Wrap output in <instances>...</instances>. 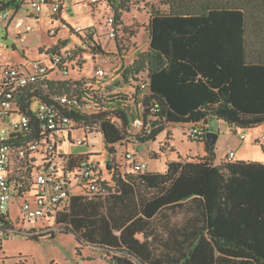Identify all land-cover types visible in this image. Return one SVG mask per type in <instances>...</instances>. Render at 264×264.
I'll list each match as a JSON object with an SVG mask.
<instances>
[{"label":"trees","instance_id":"trees-1","mask_svg":"<svg viewBox=\"0 0 264 264\" xmlns=\"http://www.w3.org/2000/svg\"><path fill=\"white\" fill-rule=\"evenodd\" d=\"M102 1L112 12L108 17L115 20V39L132 1ZM99 2L89 3L91 9ZM160 3L165 8L153 5L149 13L148 48L122 71V79L133 78L142 93V126L136 128V138L155 141L170 125L204 126L208 118L242 130L264 123V0ZM22 4L26 3L0 0V11L18 10ZM60 14L50 17L51 22L66 23ZM66 25L85 46L92 34ZM67 43V38H60L39 48V53L50 56ZM70 62L72 67L80 65L75 54ZM51 71L18 93L20 112L31 117L35 136L39 127L32 108L35 101L59 107L75 122L64 130L69 138L80 125L86 134L100 132L111 155L107 168L112 176L108 180L101 171L97 175L113 186H107L104 195L72 193L46 233H35L32 227L16 234L41 239L70 232L77 254L84 245L99 248L110 264H264V163L227 156L216 163V153L203 136L197 140L205 144V154L197 161L183 160L176 153L178 158L168 161L165 172H149L135 168L139 162L135 159L122 175L116 164L121 151L117 145L125 140L126 131L134 132L128 129L132 122L123 108L106 106L112 90L92 86L94 79L58 78ZM142 83L146 88L140 87ZM58 95H66L71 106L60 105ZM11 144L21 142L17 137ZM129 144L137 146L131 141L124 146ZM94 154L69 153L63 155L64 163L74 170L81 158ZM9 170L14 190L17 186H22L21 193L31 190L32 163L15 157Z\"/></svg>","mask_w":264,"mask_h":264},{"label":"rangeland","instance_id":"rangeland-1","mask_svg":"<svg viewBox=\"0 0 264 264\" xmlns=\"http://www.w3.org/2000/svg\"><path fill=\"white\" fill-rule=\"evenodd\" d=\"M75 1L77 4L74 5L67 0L66 10L70 14L68 18L71 19L74 26L85 27L93 21L92 13L87 12V8L90 7L89 2L88 0ZM131 1V10L124 14L123 23L115 39L106 35L108 30L113 27L111 23L107 22L108 15L112 12L102 0L99 4L94 5L93 11H98L95 15L99 18L100 24H98V31L84 40V48L83 39L79 41L75 35L70 34L68 28H63L56 35L50 36L49 30L56 27L57 23H52L45 13L39 14L38 18L35 16H29V18L26 7L23 6L14 15L10 24L12 34H6L0 26V65L18 64L32 67L35 59L48 61L49 56L39 53V48L51 46L59 38L65 36L68 43L61 47L62 50L72 48L80 65L70 66L67 74L59 71L55 75L58 78H70L71 80L94 79L92 86L112 90L111 98L107 100L106 106L123 108L132 122L134 118L140 116L142 93L136 87L133 78H129L127 81L122 79V71L132 62L138 52L148 48L147 24L152 6L165 7L160 3V0ZM14 11V9L9 10L10 16ZM26 24L31 25V30L26 34L25 41H17V36L13 33ZM115 41L118 42L119 48ZM36 106L37 102L35 101L32 108H36ZM11 119H18V117L13 115ZM3 125L8 126L7 123L0 122V127ZM170 126L159 134L155 141L142 142L134 135L137 129L133 128L130 123L128 129H132L134 133L126 131L125 140L117 146L123 154L127 141L138 146L143 145L144 150H139L129 144V150L132 151L133 157L137 161L145 163V170L149 172H165L168 161L178 158L176 153H179L183 160L188 161H197L205 154V144L189 137L188 123H176ZM79 127L71 130L70 138L67 131L60 132V138L63 141L58 143V151L65 154H82L94 151L96 154L91 158L97 163V168L103 177L111 179L112 173L107 168L111 155L105 147L103 135L100 132L86 134L81 125ZM203 127L206 140L208 132L217 134V140L213 147L217 163L225 160L230 151L234 152V159L264 162V123L242 130L230 126L223 120L208 118L207 124ZM169 132L172 133V136L167 135ZM241 135L244 137L242 138ZM162 146L165 147V152L160 151ZM171 146H174L176 152L171 150L173 148ZM54 162L58 172L61 173L63 157L59 153ZM22 200L23 198H20V201ZM19 212L20 203L13 198L10 213L20 230L32 227L36 230L45 226L53 227L52 218L48 223L41 219L35 223H22L20 219L17 220ZM76 246L75 237L70 232H55L53 237L45 236L41 239H30L22 234H12L0 243V264H109L105 251L84 245L81 254H77Z\"/></svg>","mask_w":264,"mask_h":264},{"label":"built area","instance_id":"built-area-1","mask_svg":"<svg viewBox=\"0 0 264 264\" xmlns=\"http://www.w3.org/2000/svg\"><path fill=\"white\" fill-rule=\"evenodd\" d=\"M32 9V14H38L47 10L49 16L57 15L63 8L65 0H22ZM91 4H96L99 0H88ZM12 21L9 10L0 11V26L7 29ZM107 22L112 26L115 23L113 16L107 18ZM31 25L26 24L23 28L15 32L17 41H24L25 35L31 30ZM67 28L66 23L59 22L56 27L51 28L49 33L54 35L59 29ZM76 32L85 31L93 34V29L89 27L74 26ZM113 28L109 31V37H113ZM1 40V37H0ZM85 47V46H83ZM72 48H66L59 52H53L48 57V61L35 59L32 67L15 65H0V122L7 123L8 126L0 127V243L12 234L20 231L17 222L11 216V203L15 198L20 203V212L17 220L22 223H35L39 219L49 222L67 203L72 193H83L88 195H104L112 187L113 182L104 184L99 180L97 163L91 156L81 158L74 170H70L66 162V156L58 151V137L60 132L72 127L75 122L59 107L41 101L34 109L36 119L39 121L38 135L33 134L35 127L32 124L29 114L20 112L17 105L18 93L28 85L35 84L43 80L51 72L68 73L71 66L70 57L73 56ZM146 88V83L140 85ZM57 100L60 105H70L66 95H58ZM155 109L158 107L155 105ZM15 115L18 119H11ZM142 126V118L136 117L132 121L133 128ZM189 137L199 139L205 136V128L199 124H189ZM19 138L21 144L12 145L13 139ZM243 138L244 135H241ZM127 147V146H126ZM63 157L61 173L58 172L55 164L57 155ZM66 155V156H63ZM20 160L27 159L33 165V185L31 190L21 193L20 186L13 189L14 179L10 176V166L14 158ZM228 159L234 157V152L227 153ZM31 159V161H30ZM135 160L131 150L124 147L116 156V164L123 175L127 171V163ZM21 162V161H20ZM146 165L137 162L135 168L143 169ZM111 172V171H110ZM77 175V176H76ZM110 180V179H108ZM20 198H23L20 201ZM52 227L35 229V233H46ZM27 229V231H30Z\"/></svg>","mask_w":264,"mask_h":264},{"label":"crops","instance_id":"crops-1","mask_svg":"<svg viewBox=\"0 0 264 264\" xmlns=\"http://www.w3.org/2000/svg\"><path fill=\"white\" fill-rule=\"evenodd\" d=\"M68 1H71L72 2V4H77V2L75 1V0H68ZM67 0H65V2H64V6H63V8H62V10H61V14H60V17L62 18V20L63 21H65L66 23H68L69 25H71V26H73L74 27V25H73V23H72V21H71V19H69L68 17V15H70V14H68V12H67V10H66V8H67ZM26 7V12H27V17H29V16H35L36 18H38V16H39V14H41V13H45V15L50 19V16H49V13H48V11L47 10H43V11H41L40 13H38V14H32V9L29 7V5H27V4H22V6L21 7ZM20 7V8H21ZM20 8L18 9V10H20ZM18 10H15L14 11V13L12 14V21H13V18H14V15L18 12ZM87 12H91L92 14H91V16H92V19H93V21H91L89 24H87L85 27H89V28H92L93 29V34L95 33V32H97L98 31V24H100V22H99V18H97L96 17V12H98V11H93L92 9H91V7H88L87 8ZM30 18V17H29ZM11 21V22H12ZM51 21V20H50ZM11 24V23H10ZM10 24H9V26H8V28L5 30V32H6V34H12L11 33V29L12 28H10ZM83 27V26H82ZM28 33V32H27ZM26 33V34H27ZM13 34H15V32L13 33ZM16 35V34H15ZM65 38V36L64 37H61V39H64ZM25 39H26V35H25ZM60 39V38H59ZM25 41V40H24ZM52 45H54V44H52ZM51 45V46H52ZM99 45L101 46V43L99 42ZM58 141H59V143H61L62 141H63V139L62 138H60V136L58 137ZM125 148H127V149H129L128 147H126L125 146ZM136 148H138L139 150H144V146L143 145H140V146H136ZM216 163H217V161H216ZM262 163H264V162H262ZM106 259L108 260V258L106 257ZM108 262H109V260H108ZM110 264V263H109Z\"/></svg>","mask_w":264,"mask_h":264},{"label":"water","instance_id":"water-1","mask_svg":"<svg viewBox=\"0 0 264 264\" xmlns=\"http://www.w3.org/2000/svg\"><path fill=\"white\" fill-rule=\"evenodd\" d=\"M13 47H15V44H13ZM216 140H217V134H215L214 132L207 133V142L212 149L215 145Z\"/></svg>","mask_w":264,"mask_h":264}]
</instances>
